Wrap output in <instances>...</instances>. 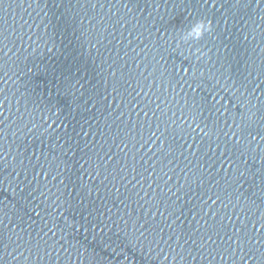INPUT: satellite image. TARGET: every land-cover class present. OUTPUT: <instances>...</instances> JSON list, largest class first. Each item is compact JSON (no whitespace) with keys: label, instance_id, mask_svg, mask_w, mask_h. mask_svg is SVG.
Wrapping results in <instances>:
<instances>
[{"label":"water","instance_id":"water-1","mask_svg":"<svg viewBox=\"0 0 264 264\" xmlns=\"http://www.w3.org/2000/svg\"><path fill=\"white\" fill-rule=\"evenodd\" d=\"M93 264H264V0H133Z\"/></svg>","mask_w":264,"mask_h":264},{"label":"clouds","instance_id":"clouds-1","mask_svg":"<svg viewBox=\"0 0 264 264\" xmlns=\"http://www.w3.org/2000/svg\"><path fill=\"white\" fill-rule=\"evenodd\" d=\"M208 27H210V25ZM202 29L207 30L204 25H197L193 31L188 34V37H199L202 34Z\"/></svg>","mask_w":264,"mask_h":264}]
</instances>
